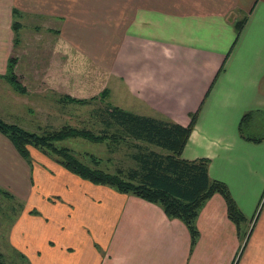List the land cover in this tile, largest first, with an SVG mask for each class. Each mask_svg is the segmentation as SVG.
<instances>
[{"label": "crops", "instance_id": "crops-1", "mask_svg": "<svg viewBox=\"0 0 264 264\" xmlns=\"http://www.w3.org/2000/svg\"><path fill=\"white\" fill-rule=\"evenodd\" d=\"M8 1L0 4V71L15 48L13 10L63 20L76 29L65 32L67 46L99 68L110 97L124 94L115 107L183 128L198 114L181 157L209 161V178L227 186L241 233L247 228L238 238L215 194L191 249L185 225L158 206L83 181L33 148L29 166L0 134V187L23 206L11 246L29 264H264V137L247 141L238 131L247 113L248 129L264 127V0ZM94 26L114 45L91 37Z\"/></svg>", "mask_w": 264, "mask_h": 264}, {"label": "rangeland", "instance_id": "rangeland-1", "mask_svg": "<svg viewBox=\"0 0 264 264\" xmlns=\"http://www.w3.org/2000/svg\"><path fill=\"white\" fill-rule=\"evenodd\" d=\"M0 4L5 7L9 1L0 0ZM10 16L11 47L15 48L7 57L5 69L0 71V120L43 135L69 127L94 134L105 130L100 119L102 109L106 104L115 107L124 94L114 90L111 97L109 91L105 97L101 96L107 90L102 88L105 83L103 73L78 49H71L62 39H65V32L69 38L76 29L68 30L69 24L63 20L39 16L21 18L15 10ZM99 28L87 27L86 31L91 37L114 45L113 35ZM80 35L87 40L88 36ZM57 41H60L58 49ZM10 58L17 61L16 74L26 88L23 95L3 79ZM13 92L18 100L11 96ZM261 129L255 132L245 126L243 134L264 137V127ZM57 146L67 148L83 163L110 173L126 172L135 166L130 157L134 149L124 141L116 143L106 139L103 143H93L76 137L67 138ZM9 191L0 187V261L4 264H29L9 240L10 229L23 209L22 202L11 196Z\"/></svg>", "mask_w": 264, "mask_h": 264}, {"label": "trees", "instance_id": "trees-1", "mask_svg": "<svg viewBox=\"0 0 264 264\" xmlns=\"http://www.w3.org/2000/svg\"><path fill=\"white\" fill-rule=\"evenodd\" d=\"M237 28L240 31L241 25ZM16 63L15 58H10L7 74L3 79L17 93L23 95L26 88L16 74ZM107 93L108 90H105L101 96L105 97ZM100 115L105 130L99 134L69 127L43 135L28 132L1 120L0 134L8 139L29 166L32 161L28 149L33 148L51 157L65 170L83 181L108 187L118 193L134 196L158 206L167 219L179 220L185 225L190 236L191 249L199 237L196 228L199 212L215 194L223 198L227 217L235 225L238 238H245V232L241 233L240 230L244 218L227 186L209 178V161L206 159L186 161L181 157L198 114L191 116V122L186 128L169 120L141 117L109 104L105 105ZM252 115L253 113H247L242 117L238 126L239 135L247 141L259 142L261 140L248 138L243 134V128ZM76 137L93 143H103L106 139L116 143L124 141L134 149L130 155L134 168L126 172L118 170L110 173L89 163H83L67 148L57 146V143L67 138ZM0 264L4 263L0 261Z\"/></svg>", "mask_w": 264, "mask_h": 264}]
</instances>
